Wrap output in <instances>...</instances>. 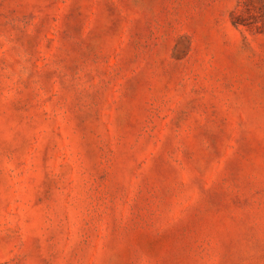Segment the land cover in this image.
<instances>
[{
	"label": "rangeland",
	"instance_id": "rangeland-1",
	"mask_svg": "<svg viewBox=\"0 0 264 264\" xmlns=\"http://www.w3.org/2000/svg\"><path fill=\"white\" fill-rule=\"evenodd\" d=\"M0 264H264V0H0Z\"/></svg>",
	"mask_w": 264,
	"mask_h": 264
}]
</instances>
